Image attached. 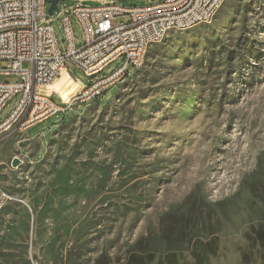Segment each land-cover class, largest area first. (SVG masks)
Segmentation results:
<instances>
[{
	"label": "rangeland",
	"instance_id": "obj_1",
	"mask_svg": "<svg viewBox=\"0 0 264 264\" xmlns=\"http://www.w3.org/2000/svg\"><path fill=\"white\" fill-rule=\"evenodd\" d=\"M75 2L51 17L61 46ZM0 186V264H264V0H226L98 100L0 139Z\"/></svg>",
	"mask_w": 264,
	"mask_h": 264
},
{
	"label": "built area",
	"instance_id": "obj_2",
	"mask_svg": "<svg viewBox=\"0 0 264 264\" xmlns=\"http://www.w3.org/2000/svg\"><path fill=\"white\" fill-rule=\"evenodd\" d=\"M76 1L59 13L61 46L51 19L61 1L50 15L52 0H0V61L8 62L0 68V115L9 107L0 118V139L15 130H33L56 116L64 118L73 107L98 100L144 63L147 47L161 42L169 25L182 30L212 22L215 7L226 0H147L139 5ZM119 16L129 20L117 22ZM119 58L122 62L107 72ZM69 68L79 70L88 83L77 79L75 93L64 99L49 87ZM10 198L0 186V211Z\"/></svg>",
	"mask_w": 264,
	"mask_h": 264
},
{
	"label": "bare ground",
	"instance_id": "obj_3",
	"mask_svg": "<svg viewBox=\"0 0 264 264\" xmlns=\"http://www.w3.org/2000/svg\"><path fill=\"white\" fill-rule=\"evenodd\" d=\"M221 7H215V12H213V19H214V17H215V15L217 14V12L219 11V9H220ZM202 23H210V22H202ZM201 23V24H202ZM185 29H188V28H183L182 30H185ZM172 30H178V25H169V32L170 31H172ZM156 43H158V42H156ZM152 44H154V43H151L150 44V46L152 45ZM149 46V47H150ZM149 47H147V50H146V54H147V52H148V49H149ZM64 73V72H63ZM63 73L61 74V76L63 75ZM128 77H122V78H119V80H117L116 81V83L113 85V87H116L118 84H120L121 82H123L125 79H127ZM59 79V78H58ZM57 79V80H58ZM56 80V81H57ZM54 84L51 86L52 88H51V90H54ZM68 99V98H67Z\"/></svg>",
	"mask_w": 264,
	"mask_h": 264
},
{
	"label": "water",
	"instance_id": "obj_4",
	"mask_svg": "<svg viewBox=\"0 0 264 264\" xmlns=\"http://www.w3.org/2000/svg\"><path fill=\"white\" fill-rule=\"evenodd\" d=\"M59 1H65V0H52V5L49 8V14L52 15L54 10L56 9L57 3ZM13 166H17L20 164V159L18 157H15L12 162Z\"/></svg>",
	"mask_w": 264,
	"mask_h": 264
},
{
	"label": "crops",
	"instance_id": "obj_5",
	"mask_svg": "<svg viewBox=\"0 0 264 264\" xmlns=\"http://www.w3.org/2000/svg\"><path fill=\"white\" fill-rule=\"evenodd\" d=\"M30 136H32V131L30 132V134H29ZM35 137L34 136H32V139H34ZM52 138V137H51ZM50 138V139H51ZM42 147H43V141L40 139V146L36 149V151L34 152V154H37L41 149H42Z\"/></svg>",
	"mask_w": 264,
	"mask_h": 264
}]
</instances>
